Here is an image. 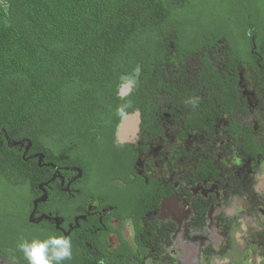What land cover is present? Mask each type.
I'll list each match as a JSON object with an SVG mask.
<instances>
[{
  "label": "flooded vegetation",
  "instance_id": "af4514ba",
  "mask_svg": "<svg viewBox=\"0 0 264 264\" xmlns=\"http://www.w3.org/2000/svg\"><path fill=\"white\" fill-rule=\"evenodd\" d=\"M241 1L246 17L264 3ZM254 24L245 32L252 45L248 57L236 50L240 57L228 66L223 46L229 42L218 39L195 52L171 50L166 60L154 56L159 63H150L147 72L135 65L116 85L121 112L107 137L108 149L146 184V195L138 199L144 208L138 225L147 239L139 238L135 216L123 219L121 203L128 208L133 198L123 195L125 182L114 170L95 165L86 176L77 164L51 161L42 163L50 170L38 184L40 194L29 210L22 209L29 229L20 233L27 239L71 237L73 255L65 264H144L149 258L140 263L142 251L157 246L178 254V264H204L199 259L222 249L225 260L237 251L252 264H264V152L257 149L264 143V87L256 81L258 71L246 62L262 61ZM247 135L252 139L245 145ZM24 147L23 157L40 154H29L28 143ZM6 198L0 190V227L8 229L21 203ZM112 200L117 213L114 204H107ZM1 244L8 245L0 248V264H26L8 239L0 238Z\"/></svg>",
  "mask_w": 264,
  "mask_h": 264
},
{
  "label": "trees",
  "instance_id": "16d2710c",
  "mask_svg": "<svg viewBox=\"0 0 264 264\" xmlns=\"http://www.w3.org/2000/svg\"><path fill=\"white\" fill-rule=\"evenodd\" d=\"M216 1L0 0V190L8 195L6 201L21 203L19 216H14L16 220L10 221L8 228L14 235L8 239L11 247L17 245L15 235L28 227L22 209L31 208L40 194L38 184L49 177L50 169L42 165L43 161L77 164L86 176L95 165L106 171L111 164L110 169L125 182L123 195L127 192L133 198L128 208V203H121L125 215L118 217L127 220L135 216L139 238L147 239L138 225L144 211L138 206V199L141 194L146 195V184L135 176L121 155L102 146L108 142L113 120L117 121L121 112V99L115 88L123 72L140 64L147 72L150 63H159L152 59L154 56L166 60L167 53L176 48L186 54L223 39L230 44L223 46L227 66L240 57L236 50H243L248 57L250 38L246 35L238 46L232 41L236 36L245 37L246 27L253 23L262 61L246 59V62L258 71L256 81L263 88L264 11L259 8H264V3L255 14L246 17L239 0L236 3L241 12L228 15L223 29L217 25L209 29L206 14L201 12ZM183 15L192 16L193 27L187 29L179 19ZM171 41L173 48L168 46ZM147 54L149 59H145ZM209 63L208 60L206 67ZM132 97L133 94L129 99ZM246 137L245 145L252 139L250 135ZM67 140L76 141L79 148L59 150L57 145L67 146ZM28 141L29 154L42 153V160L22 156ZM45 141L56 146L50 148ZM13 142L24 145L20 147ZM257 149L264 152V143H259ZM156 183L149 180V184ZM15 193L23 195L24 201ZM107 204H114L117 213L114 200ZM6 245L1 244L0 248ZM224 250L210 251L199 260L204 264H234L236 255L227 260L220 257ZM146 252L142 251L140 263L149 258L144 264H178V254L162 251L158 246Z\"/></svg>",
  "mask_w": 264,
  "mask_h": 264
},
{
  "label": "rangeland",
  "instance_id": "374dc122",
  "mask_svg": "<svg viewBox=\"0 0 264 264\" xmlns=\"http://www.w3.org/2000/svg\"><path fill=\"white\" fill-rule=\"evenodd\" d=\"M236 1L237 0H218L216 2H213L210 6L202 8L203 10H202L201 13L202 14H206V20H207L206 21V25L208 26V28L211 29V27L213 25H217V26H219V29H223L224 28V24H225L224 23L225 18H227L228 15H229V17H231V13H232L233 10H235L236 12H241L240 5L238 3H236ZM179 19L183 23H185L187 25V29L194 26L195 21L194 22L192 21V16L191 15H189V16H184L183 15L182 18L179 17ZM256 20H257V17H256ZM257 28L258 27L256 26V29ZM203 29L205 31H208V29H206V28H203ZM234 39H235V41L237 43H239L242 39H246V37H244L243 35H240V36H236ZM45 143L50 148L56 146L55 144L49 143L47 141H45ZM65 143L67 144V146H63L64 144L63 145L58 144L57 148L59 150H66L69 147H71V148H79V145L76 143V141L67 140V142H65ZM102 146H104V148H106V149L109 148L108 142L107 143L104 142V144ZM8 194H9L10 199L12 200V198H11L12 193L10 192V190L8 191ZM16 195L18 197L22 196L21 200L24 201L23 200L24 199L23 195H21V194H16ZM12 201L14 203H20V201H18V200L17 201L12 200ZM17 205H14V206L17 207L16 209L19 208ZM0 213H3V212L0 211ZM1 220H3V219H0V221ZM13 236L14 235H12V232L10 230H8L7 228H4V227H0V238L1 239H9V238H12ZM21 237L26 238L27 236L26 235H21V233L15 235V238H21ZM234 262H235L234 264H252L251 261H250V258L248 256H245V254L239 253V252H236V259H235Z\"/></svg>",
  "mask_w": 264,
  "mask_h": 264
},
{
  "label": "clouds",
  "instance_id": "9594fccd",
  "mask_svg": "<svg viewBox=\"0 0 264 264\" xmlns=\"http://www.w3.org/2000/svg\"><path fill=\"white\" fill-rule=\"evenodd\" d=\"M195 104L197 101H191ZM26 264H65L73 255L72 239L62 234H49L46 238L21 237L16 245Z\"/></svg>",
  "mask_w": 264,
  "mask_h": 264
},
{
  "label": "water",
  "instance_id": "95a60500",
  "mask_svg": "<svg viewBox=\"0 0 264 264\" xmlns=\"http://www.w3.org/2000/svg\"><path fill=\"white\" fill-rule=\"evenodd\" d=\"M6 138V140H7V142H8V138L7 137H5ZM13 145H21V142H13L12 143ZM12 144H9V145H12ZM28 145L30 146L31 145V143L28 141ZM36 156H38V158L39 157H43V155L40 153L39 155H36Z\"/></svg>",
  "mask_w": 264,
  "mask_h": 264
}]
</instances>
